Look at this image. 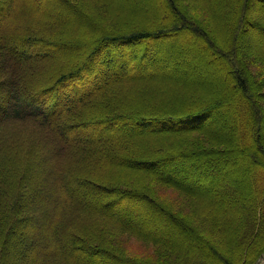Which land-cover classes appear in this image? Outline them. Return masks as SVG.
Returning <instances> with one entry per match:
<instances>
[{
    "label": "trees",
    "instance_id": "1",
    "mask_svg": "<svg viewBox=\"0 0 264 264\" xmlns=\"http://www.w3.org/2000/svg\"><path fill=\"white\" fill-rule=\"evenodd\" d=\"M61 1L98 26L82 58L68 56L48 74L47 55L15 58L18 49L5 43L70 47L78 37L65 34L70 28L57 16L29 12V0H0V264L12 263L8 245L16 264L260 263L264 48L258 40L264 42V0H164L154 22L117 8L113 0ZM178 30L199 35L217 57L231 81L228 93L204 96L188 78L178 83L166 73L139 72L170 55L159 44H169L162 39ZM246 32L253 42L242 49ZM188 57L179 54L181 62ZM128 65L139 73L122 74ZM254 65H260V73ZM76 82L82 95L71 101ZM229 101L236 143L215 130L212 119ZM27 102L33 109L25 107ZM99 128L106 131L77 136ZM239 150L250 154L249 182L234 183L216 172L234 170L233 163L242 161ZM196 165L199 175L214 170L207 182L222 185L226 203L209 205L208 183L186 173ZM88 187L103 193V204L93 202ZM243 190L246 198H240ZM121 203L130 214L116 212ZM32 224L38 226L33 232ZM17 226H24V233L12 243ZM130 239L152 253L129 254L125 242ZM180 239L197 251L181 246Z\"/></svg>",
    "mask_w": 264,
    "mask_h": 264
},
{
    "label": "rangeland",
    "instance_id": "2",
    "mask_svg": "<svg viewBox=\"0 0 264 264\" xmlns=\"http://www.w3.org/2000/svg\"><path fill=\"white\" fill-rule=\"evenodd\" d=\"M114 4L117 5L116 7L121 9L124 8L126 11H131L134 15L136 16H141L145 17V19L148 22H154V18L157 17L160 14V8H163L164 6V0H113ZM263 7V6H262ZM29 12L30 11H37L41 10L44 11L50 15L57 16L63 24H67V28L69 31L65 34H68L70 36H75L78 37L75 42L72 41V45L69 46H56V47H50V48H29L26 46H16L13 43H5L8 46H15L17 50V54L14 57L15 58H20L19 55L23 54L24 57L28 55H47L48 59L51 60V63L47 64V66L43 67L44 72H47L48 74L51 73L52 71L56 70L59 66H62V64L66 63L67 57L68 56H73L72 58H77L80 57L82 58L85 55L86 46L85 48V43L90 40V35L91 31L93 29V26L96 24L93 20L89 19L86 15L82 16L79 12H76L72 10L70 7H68L64 2L61 0H29ZM74 27H80L83 30L87 31L90 30L89 33L84 32L82 34H74V32L71 30ZM179 29V28H177ZM179 32H174V33H168L166 36H164V39H168L170 41L169 44H166L164 42H161L159 46H163L164 48H169L170 49V55L167 54V56L162 57L160 59V63L154 67L153 65L145 66L142 69L139 70L140 73L143 75H148L150 73H155L157 75H163V74H168L169 76H172L173 78L176 79L178 83H181L182 81L184 82L185 80H190L189 83L192 86L198 85V92L204 96H212L214 95H220L225 92L228 93V89L230 87L231 81L226 78L225 71L226 69L222 65H220V62L218 61L217 57L212 53L210 49L206 47L204 43H202L199 35H195L191 33V36H189V32L186 31L182 32V30H178ZM192 41H195V44L198 45L196 48L192 45ZM261 45L264 48V42L262 40H258ZM253 42L252 40V34L246 32L244 36L239 41V44L242 49H245L248 47L251 43ZM141 47V46H139ZM85 48V49H84ZM189 53V57L185 59V61L181 62L179 58L180 53ZM22 58V56H21ZM134 58V57H133ZM203 62V65H200V63ZM179 63V64H178ZM129 67V68H128ZM133 67L127 66L125 69L121 71L122 74H128V73H139L135 72ZM260 65H254V71L260 73ZM40 71H42V68H40ZM38 80H41L43 76H41V73L39 72ZM107 75V74H106ZM79 82H76L73 84V91H72V96L70 97V100L75 101L77 100L81 95H82V86ZM225 88V89H224ZM57 91V90H56ZM54 91V92H56ZM52 94V99L49 102L51 104L53 102V98L55 96V93ZM218 97V96H217ZM25 101H28L27 98H25ZM10 101H14L13 97H9ZM41 102L38 105H42V99L40 100ZM28 103V102H27ZM25 103V107L29 109H33L32 105L29 103ZM230 105L228 108L226 107H221L223 110H219V112L212 117L216 121L214 129L222 132L224 134H228L230 138L234 140V143L237 141V136L238 133L234 128L236 124V118H232L231 113H227V110L231 109L230 107L233 106L232 101H229ZM9 105L5 106V109L8 110ZM226 111V112H224ZM222 112V114H221ZM230 112V110L228 111ZM132 130H135V127L130 126ZM111 129V128H110ZM106 131V128L102 131V129H94L91 132H84L80 131L79 135L77 136H82V135H90L91 134H99L101 132ZM66 133L69 136H74L75 132L67 130ZM238 139H240L238 137ZM248 148L251 149V145H248ZM241 149V148H240ZM250 151V150H249ZM242 161L240 162H235L233 163L234 170H224L221 171L218 169L217 174L221 176V173L225 175L227 178L230 179V181L234 183H238V181H243V182H249L251 179V173L250 170V162L249 161V155H248V150H239ZM196 169L194 171L186 172L190 173V176H193L195 180L198 181H206L209 176H211L214 172L213 169H211L208 172V175H199L198 170V165L195 166ZM261 172V170H260ZM216 174V173H215ZM214 175V174H213ZM206 176V177H205ZM211 178V177H210ZM208 185L210 186L209 188V194L207 195V199L209 201V205H217L219 203L223 204L226 203L228 199L224 197V195L220 194L222 190V185L218 184L215 182H207ZM90 190L93 198L95 201L94 203L97 204H103V193L100 192L99 190L95 188H86ZM243 189V188H241ZM253 189H250L249 194L252 193ZM254 192V190H253ZM222 193V192H221ZM248 194V195H249ZM245 192V190L240 192V198L244 197L246 198L248 196ZM242 196V197H241ZM96 198H98L96 200ZM128 201H133V200H128ZM136 201V200H135ZM138 202V201H136ZM140 203V202H138ZM228 205V204H227ZM230 205V202H229ZM126 207V204H120L119 207L116 209V212L119 215H124L125 214H130V212L127 213V211H123V209ZM225 207V206H224ZM111 209V208H109ZM134 219H130L129 215L128 218L133 221L136 220V222L141 223L142 219L137 217V215L133 216ZM160 220V219H159ZM158 220V221H159ZM150 221H155L154 219H150ZM157 221V222H158ZM157 222H153V224H157ZM31 226V231L33 232L38 228L35 224L30 225ZM24 226H17L15 229V232L13 236L10 238L11 242L14 243L15 240H17L21 234L24 233L23 231ZM152 230L158 232H161L162 229L160 227L153 225L151 228ZM28 231V229H27ZM166 236L169 238L168 240H177L172 234L169 235V233L164 232ZM180 244L181 246L185 248H191L192 252H195L197 250L194 249L193 245H191V242L187 239L183 240L180 239ZM125 245L128 247L129 254L132 255H148L149 253L151 254L152 251L150 248H148L145 244L142 242L135 240V239H130L125 242ZM5 251L8 252L12 256V263L11 264H16L15 261V253H14V248L10 247L9 245L7 248H5ZM87 256L91 255L89 252H84ZM211 261L208 262V264H220L219 261L210 259ZM264 258L262 259V261ZM103 260H100L97 264H105Z\"/></svg>",
    "mask_w": 264,
    "mask_h": 264
},
{
    "label": "water",
    "instance_id": "3",
    "mask_svg": "<svg viewBox=\"0 0 264 264\" xmlns=\"http://www.w3.org/2000/svg\"><path fill=\"white\" fill-rule=\"evenodd\" d=\"M259 264H264V260L262 262H260Z\"/></svg>",
    "mask_w": 264,
    "mask_h": 264
},
{
    "label": "bare ground",
    "instance_id": "4",
    "mask_svg": "<svg viewBox=\"0 0 264 264\" xmlns=\"http://www.w3.org/2000/svg\"><path fill=\"white\" fill-rule=\"evenodd\" d=\"M145 41V40H144ZM119 49V48H118ZM144 49V48H143ZM141 57V56H140ZM165 120V119H164Z\"/></svg>",
    "mask_w": 264,
    "mask_h": 264
}]
</instances>
